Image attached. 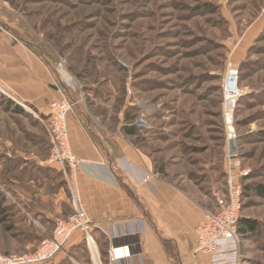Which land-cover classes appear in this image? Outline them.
Returning a JSON list of instances; mask_svg holds the SVG:
<instances>
[{
    "label": "rangeland",
    "instance_id": "374dc122",
    "mask_svg": "<svg viewBox=\"0 0 264 264\" xmlns=\"http://www.w3.org/2000/svg\"><path fill=\"white\" fill-rule=\"evenodd\" d=\"M0 29L54 69L63 59L72 82L56 74L88 116L134 127L129 138L156 175L206 211L226 189L225 84L236 70L241 218L258 226L240 236L238 264H264V0H0ZM51 233L6 252L0 237V252H33ZM90 247L85 238L58 264H97Z\"/></svg>",
    "mask_w": 264,
    "mask_h": 264
},
{
    "label": "crops",
    "instance_id": "0c3cea01",
    "mask_svg": "<svg viewBox=\"0 0 264 264\" xmlns=\"http://www.w3.org/2000/svg\"><path fill=\"white\" fill-rule=\"evenodd\" d=\"M55 69L12 31L0 29V237L4 251L18 239L51 233L78 197L94 226L91 258L100 264H213L198 251L196 227L208 206L156 175L149 157L75 101ZM68 94L76 176L49 164L50 104ZM10 100V103H7ZM216 207V206H215ZM214 207V209H215ZM74 232L66 249L84 241ZM64 251V252H65ZM116 256L115 258H112ZM60 256L54 258L58 264ZM51 264V263H50Z\"/></svg>",
    "mask_w": 264,
    "mask_h": 264
},
{
    "label": "built area",
    "instance_id": "2783aa9c",
    "mask_svg": "<svg viewBox=\"0 0 264 264\" xmlns=\"http://www.w3.org/2000/svg\"><path fill=\"white\" fill-rule=\"evenodd\" d=\"M64 70L65 62L61 59L55 72L64 73V81L70 84L71 78ZM238 77L236 70L230 71L225 84L224 123L228 142L226 189L216 195L215 209L206 211L203 221L195 229L198 251L209 254L213 264H238L240 252L239 223L244 199L242 177L245 172L240 168L235 144L234 110L237 99L243 94L238 86ZM61 85H63L62 81ZM231 85L238 90L232 105L228 104L231 103V99L226 94L227 88ZM74 105L68 94L52 101L50 104L51 121L48 125L51 152L47 162L62 164L68 169L71 177L76 176L77 170L83 163V160L74 153L69 136L68 118L74 110ZM73 208V212L68 217L55 223L51 235L42 240L35 251L25 254L0 252V264H50L59 253L65 250L68 241L77 230L84 233L87 243L92 246L94 222L78 197L73 200Z\"/></svg>",
    "mask_w": 264,
    "mask_h": 264
},
{
    "label": "trees",
    "instance_id": "16d2710c",
    "mask_svg": "<svg viewBox=\"0 0 264 264\" xmlns=\"http://www.w3.org/2000/svg\"><path fill=\"white\" fill-rule=\"evenodd\" d=\"M10 102L11 101L8 100L7 103H10ZM123 130L128 135H135L136 134V129L134 127L124 126ZM245 188H246V185L244 184V194H245ZM258 189H260V192H263L262 188H258ZM257 227H258L257 222L255 220L242 217L240 219V223H239L240 236L246 235L250 232H254L257 229Z\"/></svg>",
    "mask_w": 264,
    "mask_h": 264
},
{
    "label": "bare ground",
    "instance_id": "6f19581e",
    "mask_svg": "<svg viewBox=\"0 0 264 264\" xmlns=\"http://www.w3.org/2000/svg\"><path fill=\"white\" fill-rule=\"evenodd\" d=\"M68 79H70V78H68ZM237 91H238L237 88H234L233 85H231V86H229V88H227V93L226 94H227L228 98L231 99V101H230L231 103H228V104L232 105L234 96L236 95ZM96 263L100 264L98 258H96Z\"/></svg>",
    "mask_w": 264,
    "mask_h": 264
}]
</instances>
